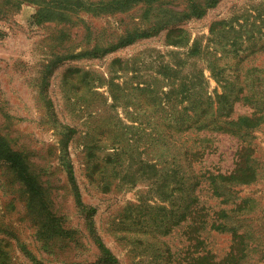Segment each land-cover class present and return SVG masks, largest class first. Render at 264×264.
Segmentation results:
<instances>
[{
    "label": "rangeland",
    "instance_id": "obj_1",
    "mask_svg": "<svg viewBox=\"0 0 264 264\" xmlns=\"http://www.w3.org/2000/svg\"><path fill=\"white\" fill-rule=\"evenodd\" d=\"M46 4L33 0L0 8V136L27 166L22 174L0 158V264H98L90 221L117 264H187L195 232L191 217H184L178 149L163 151V141L151 142L150 125L157 123L151 111L159 101L152 104L136 88L145 83L169 90L167 62L183 60L181 71L190 79L199 72L203 91L212 96L222 91L214 61L219 76L227 78L253 65L264 67V0L220 1L184 23L183 46L171 45L164 31L99 58L81 54L104 33L115 36L132 26L139 7L115 16L82 12L66 20L38 17ZM194 42L205 54L189 55ZM252 112L249 103H236L232 117ZM245 132L246 138L210 133L212 151L189 172L200 180L230 174L241 151L254 160L255 179L225 189L237 202L245 199L239 217L264 253V122ZM88 156L96 163L93 180ZM67 157L82 205L65 170ZM204 184L194 194L206 209L234 207V200L225 204ZM229 240L213 232L209 238L215 250L227 248ZM259 255L246 264H264Z\"/></svg>",
    "mask_w": 264,
    "mask_h": 264
},
{
    "label": "trees",
    "instance_id": "obj_2",
    "mask_svg": "<svg viewBox=\"0 0 264 264\" xmlns=\"http://www.w3.org/2000/svg\"><path fill=\"white\" fill-rule=\"evenodd\" d=\"M29 1L33 0H0V8L6 10L19 8ZM220 1L222 0H100L96 3H88L84 0H49L50 5L42 6L38 17L50 15L51 19L53 16L58 18L63 16L69 20L82 12L115 16L114 14H126L133 8L139 7L141 15L132 26H126L121 34H115V36L113 33L107 36L104 33L91 51L81 54L99 58L142 39L158 36L164 31L171 45L183 46L186 42L184 23L193 18L203 17L208 9L214 8ZM62 3L65 6H62ZM58 10H63V12L57 13ZM218 24L214 23L212 28ZM213 30L214 28L211 29V34ZM199 53L205 54L198 42H194L189 48V55L197 57ZM70 56L73 58L76 55ZM177 63L173 65L167 62L163 67L164 74L171 80L169 90L161 91L145 83L141 87L137 85L136 90L146 92L151 103L159 101L158 108L156 109V105H153V111H151L152 114L157 113V123L153 127L150 125L148 133L151 142L163 141L165 147L163 151L178 149L182 198L184 204L187 203L184 217H191V225L193 224L195 232L193 256L187 264H246L255 254H261L257 261H262L264 253L261 244L256 243L251 227L239 217L240 212L247 206L245 199L237 202L225 189L228 185L253 181L256 176L254 160H250L249 155L241 151L238 163L230 174L210 173L208 176H202L200 180L197 176L190 175L189 171L192 170L190 167L193 163L201 161L205 154L212 151L213 145L210 144V138H208L210 133H231L246 138L247 133H243L244 130H252L264 122V101L262 100V95L264 99V88L259 83L260 76H264V67L253 65L248 67L244 74L238 73L233 78H227L219 76L221 69L214 61L211 68L213 72L218 70L216 74L222 84V91L221 93L214 91L212 96L203 91L204 76L202 78L197 72L190 79L181 71L185 66L183 60ZM240 68L241 66L238 65L237 70ZM178 73L181 74L179 78L176 77ZM236 103H249L253 112L250 115L233 118V108ZM7 145L0 136V158L7 161L13 170L23 174L27 168L24 159L20 153L13 151ZM66 160L65 170L74 186L75 197L82 205L73 162L69 157ZM95 164L92 157L88 156L86 167L90 173V180L91 178L93 180L95 175ZM204 182L209 191H212V195L224 197L225 204L229 200H234L236 202L234 207H221L211 212L206 209L205 205H201L198 196L194 194V188ZM84 208L91 213L90 215L95 213L92 207L85 205ZM90 222L93 241L100 256L98 264H117L118 258L105 245L92 221ZM55 229L56 227L51 225L50 232L54 233ZM212 232L230 235L227 248L215 250L211 246L209 238Z\"/></svg>",
    "mask_w": 264,
    "mask_h": 264
}]
</instances>
